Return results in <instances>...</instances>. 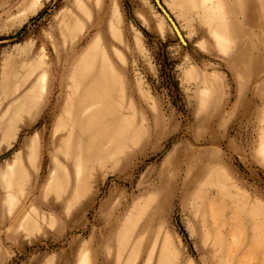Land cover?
I'll return each mask as SVG.
<instances>
[{
  "label": "rangeland",
  "instance_id": "rangeland-1",
  "mask_svg": "<svg viewBox=\"0 0 264 264\" xmlns=\"http://www.w3.org/2000/svg\"><path fill=\"white\" fill-rule=\"evenodd\" d=\"M162 1L0 0V264H264V0Z\"/></svg>",
  "mask_w": 264,
  "mask_h": 264
},
{
  "label": "water",
  "instance_id": "water-1",
  "mask_svg": "<svg viewBox=\"0 0 264 264\" xmlns=\"http://www.w3.org/2000/svg\"><path fill=\"white\" fill-rule=\"evenodd\" d=\"M156 5L162 12V14L165 16L169 24L171 25L172 29L174 30L175 34L177 35L178 39L182 43H186V39L184 37V34L181 30L180 25L178 24L175 17L172 15V13L168 10V8L164 5L162 0H155Z\"/></svg>",
  "mask_w": 264,
  "mask_h": 264
},
{
  "label": "crops",
  "instance_id": "crops-1",
  "mask_svg": "<svg viewBox=\"0 0 264 264\" xmlns=\"http://www.w3.org/2000/svg\"><path fill=\"white\" fill-rule=\"evenodd\" d=\"M113 31H114V29H113ZM115 32V31H114ZM117 33H114V36H117L116 35ZM119 34V33H118ZM84 57V55L82 56V58ZM81 58V59H82ZM35 155V152H32V156H34ZM26 173V171H25V169H23L21 172H20V174L18 175V176H20V175H24ZM14 175L15 174H13V173H7V180H6V183H7V186L8 187H12V185H13V183L15 182V180H16V177H14Z\"/></svg>",
  "mask_w": 264,
  "mask_h": 264
},
{
  "label": "bare ground",
  "instance_id": "bare-ground-1",
  "mask_svg": "<svg viewBox=\"0 0 264 264\" xmlns=\"http://www.w3.org/2000/svg\"><path fill=\"white\" fill-rule=\"evenodd\" d=\"M89 117V116H88ZM108 123V122H107Z\"/></svg>",
  "mask_w": 264,
  "mask_h": 264
}]
</instances>
